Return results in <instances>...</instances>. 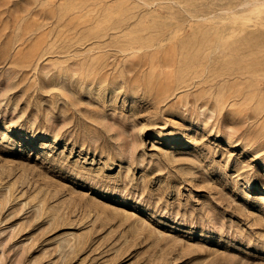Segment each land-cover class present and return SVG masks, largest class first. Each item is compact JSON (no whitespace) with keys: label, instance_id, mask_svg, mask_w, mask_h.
<instances>
[{"label":"rangeland","instance_id":"obj_1","mask_svg":"<svg viewBox=\"0 0 264 264\" xmlns=\"http://www.w3.org/2000/svg\"><path fill=\"white\" fill-rule=\"evenodd\" d=\"M263 58L252 0H0V264H264Z\"/></svg>","mask_w":264,"mask_h":264},{"label":"bare ground","instance_id":"obj_2","mask_svg":"<svg viewBox=\"0 0 264 264\" xmlns=\"http://www.w3.org/2000/svg\"><path fill=\"white\" fill-rule=\"evenodd\" d=\"M262 3H264V0H252V4L253 5H258V4H262ZM261 56H259V58H260ZM258 58V57H257ZM257 58H256V60H257ZM261 59V58H260ZM264 59V58H263ZM255 61V60H254ZM262 61V60H261ZM258 62H259V60H258ZM257 63V62H256ZM259 69V68H258ZM260 69H262L261 67H260ZM234 70V69H233ZM232 70V71H233ZM254 71V70H253ZM256 71H257V69H256ZM262 72V71H261ZM243 73V72H242ZM254 73V72H253ZM218 85V84H217ZM221 85V84H220ZM217 86L218 88L217 89H219V88H221V86ZM227 87V86H226ZM225 87V88H226ZM223 89V88H222ZM246 91V90H245ZM245 97V96H244ZM246 98V97H245ZM245 100V99H244Z\"/></svg>","mask_w":264,"mask_h":264}]
</instances>
